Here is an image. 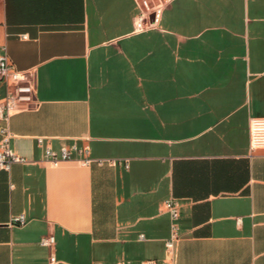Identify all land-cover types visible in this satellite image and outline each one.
Segmentation results:
<instances>
[{"label": "crops", "instance_id": "crops-1", "mask_svg": "<svg viewBox=\"0 0 264 264\" xmlns=\"http://www.w3.org/2000/svg\"><path fill=\"white\" fill-rule=\"evenodd\" d=\"M147 1L134 32L139 0H0V54L37 101L7 121L27 162L0 170V264H264V0ZM72 142L122 164L44 160Z\"/></svg>", "mask_w": 264, "mask_h": 264}, {"label": "built area", "instance_id": "built-area-1", "mask_svg": "<svg viewBox=\"0 0 264 264\" xmlns=\"http://www.w3.org/2000/svg\"><path fill=\"white\" fill-rule=\"evenodd\" d=\"M142 9L134 20V32H141L152 28L158 15V10L149 7L147 0H139ZM154 14L151 20L150 15ZM26 39V35H22ZM0 54V83L5 85V95L0 101V121L3 123L0 127V170L9 171L14 164H24L27 159L16 154L10 148L12 133L10 132L7 121L14 113L28 110L36 106L35 98V75L31 71H19L10 62L6 53V48L2 47ZM43 137L37 138V145L42 146ZM249 148L251 151L264 149V117H252L249 121ZM89 149L85 145H78L72 142L70 145H63L59 149L46 146L43 152L44 160L49 161L53 166H57L62 161L78 160L81 165H90L96 163L99 166L109 165L116 166L122 164L116 159H91L88 157ZM127 167V164H124ZM166 209L170 215V232L165 241L166 258L172 260L175 249L180 240V229L178 224L179 207L174 199L166 201ZM18 225L24 224L23 215L13 219ZM142 238V236H141ZM41 246L52 247L55 243L54 236L51 234L44 235L39 241ZM54 261V259H51ZM141 264H158L156 261L148 260Z\"/></svg>", "mask_w": 264, "mask_h": 264}, {"label": "water", "instance_id": "water-1", "mask_svg": "<svg viewBox=\"0 0 264 264\" xmlns=\"http://www.w3.org/2000/svg\"><path fill=\"white\" fill-rule=\"evenodd\" d=\"M154 16H155L154 14H151V15H150L151 20L154 19Z\"/></svg>", "mask_w": 264, "mask_h": 264}]
</instances>
